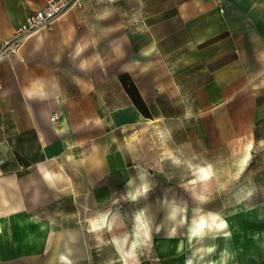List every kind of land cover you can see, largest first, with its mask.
Segmentation results:
<instances>
[{
	"label": "crops",
	"instance_id": "crops-1",
	"mask_svg": "<svg viewBox=\"0 0 264 264\" xmlns=\"http://www.w3.org/2000/svg\"><path fill=\"white\" fill-rule=\"evenodd\" d=\"M43 4L0 0V48ZM200 125L213 148L264 142V0H87L0 62V145L52 165L79 157L90 172L82 157L94 155L96 171H123L132 141L179 140ZM47 170L32 186L59 179Z\"/></svg>",
	"mask_w": 264,
	"mask_h": 264
},
{
	"label": "rangeland",
	"instance_id": "rangeland-1",
	"mask_svg": "<svg viewBox=\"0 0 264 264\" xmlns=\"http://www.w3.org/2000/svg\"><path fill=\"white\" fill-rule=\"evenodd\" d=\"M206 80L201 74L188 78L187 83ZM204 128L200 125L199 132L198 127L188 126L179 140L132 141L123 171H96L100 164L94 155L82 157L92 169L87 172L75 162L79 157L62 156L52 165L49 157L25 155L31 148L0 145V264H57L59 246L53 239L70 232L78 235L71 243L75 264H126L117 243L126 234L137 243V264H182L183 256L192 257L191 264H206L207 257L229 237L233 257L221 264H264V142H256L244 170L248 144L237 141L230 148H213ZM111 142L103 139L104 151H111ZM149 148L151 156L146 155ZM25 163L30 168L23 167ZM199 163L208 166L213 176L204 191L194 170ZM41 165L57 172L64 165L67 171H61L64 178L47 181V186L24 188L23 182L37 174ZM142 173L149 188L139 198L130 193L126 177ZM2 181H6L4 187ZM51 195L54 200L45 202ZM102 212H119V225L106 228L98 237L92 223ZM210 215L219 217L216 223L238 221L244 242L240 243L241 233L227 236V226L208 227L202 236L190 237L193 221ZM36 221L44 223L46 231L35 232ZM249 232L260 234L254 238ZM210 242L216 243L211 252L204 249ZM81 248L86 250L82 256Z\"/></svg>",
	"mask_w": 264,
	"mask_h": 264
},
{
	"label": "bare ground",
	"instance_id": "bare-ground-1",
	"mask_svg": "<svg viewBox=\"0 0 264 264\" xmlns=\"http://www.w3.org/2000/svg\"><path fill=\"white\" fill-rule=\"evenodd\" d=\"M255 145L254 143H249L246 149V153L244 155L243 158V169L245 170L246 167H248L249 162L251 160V156H252V152L254 149ZM194 170L197 172L198 177H199V182L201 185V191H204L209 184L212 182L213 180V176L211 173V170L209 169L208 166L204 165V164H197L194 165ZM46 175L50 176L51 178H63L64 175L61 172H56V171H52V170H47L46 171ZM126 181L127 184L129 186L130 189V193L133 196H137L139 198L144 197L148 194V188H149V181L146 177V175L144 173L141 174V176L139 177V175L137 176V174H128L126 177ZM33 184H35V179L33 178V176H28L27 179L23 182V187L24 188H30V186H32ZM10 188L15 189L16 186L15 184H10L9 185ZM243 212H245L244 208H243ZM175 212H170V214H174ZM204 215V214H202ZM212 217H215L214 215H210L208 216V218L204 217L209 224H211V219ZM119 218H120V214L119 212H102L100 213L93 221L92 223V232H94L96 234V236L100 237L102 235V233L104 232V230L106 228H113L115 229L116 227H118L119 225ZM200 218L194 220V221H198ZM193 221V222H194ZM38 224V227L36 228L35 232H39L40 230L42 231H46L47 226L44 223H39L38 221H36ZM222 222L226 223L228 229L226 230V235L227 236H231L232 234H238L241 233V238H240V243L244 242V235L242 237V233L244 234V229L241 227L240 223L236 220L233 219H227V220H223ZM219 224V223H216ZM2 222L0 221V232L2 231ZM192 228H193V224L190 227V237L193 236L192 234ZM208 230V227L205 228L204 233ZM264 231V230H263ZM259 232H249V236L250 237H258L259 236ZM78 235L76 233L70 232L67 235L65 234H58L54 239L53 242L54 244H56L57 246L60 245H66L65 249H67L65 251V249L60 253V259L62 261H64L67 264H74V258L70 257L68 250L69 249V245H71V243L75 242L78 240ZM102 241V238L100 239ZM117 243H118V248L120 249L124 262L126 264H137V243L136 241H132L129 237L128 234L119 237L117 239ZM216 247V243L215 242H210V243H206L204 249L205 250H209V249H215ZM70 252V251H69ZM233 246L231 244V239L226 238V240L224 241V243L220 246H218L215 251L213 253H211L207 259H206V264H221L223 262H227L228 259L230 257H233ZM182 264H189V262L192 263V257L190 256H183L180 259Z\"/></svg>",
	"mask_w": 264,
	"mask_h": 264
},
{
	"label": "built area",
	"instance_id": "built-area-1",
	"mask_svg": "<svg viewBox=\"0 0 264 264\" xmlns=\"http://www.w3.org/2000/svg\"><path fill=\"white\" fill-rule=\"evenodd\" d=\"M87 0H43L41 9L30 15L14 32L12 38L3 40L0 48V62L18 55L25 44L42 31H53L57 22L68 12L84 7ZM224 12L223 10H221ZM58 115H54L56 121Z\"/></svg>",
	"mask_w": 264,
	"mask_h": 264
},
{
	"label": "clouds",
	"instance_id": "clouds-1",
	"mask_svg": "<svg viewBox=\"0 0 264 264\" xmlns=\"http://www.w3.org/2000/svg\"><path fill=\"white\" fill-rule=\"evenodd\" d=\"M218 219L219 217H212L211 224H209L208 221L204 217H201L198 221H194L193 228H192L193 236H202L206 227L215 226L220 229H224L227 226L226 223L221 222L219 224H216V221ZM208 251L211 252L212 249H209ZM189 264H191V262H189Z\"/></svg>",
	"mask_w": 264,
	"mask_h": 264
}]
</instances>
